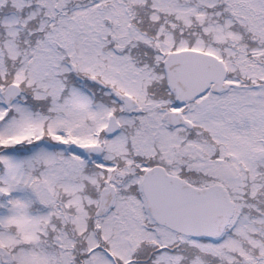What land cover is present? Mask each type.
<instances>
[{
    "label": "snow or ice",
    "instance_id": "obj_1",
    "mask_svg": "<svg viewBox=\"0 0 264 264\" xmlns=\"http://www.w3.org/2000/svg\"><path fill=\"white\" fill-rule=\"evenodd\" d=\"M0 264H264V0H0Z\"/></svg>",
    "mask_w": 264,
    "mask_h": 264
}]
</instances>
